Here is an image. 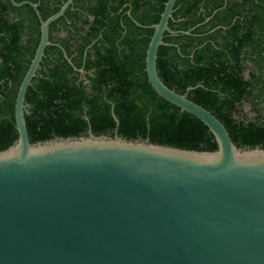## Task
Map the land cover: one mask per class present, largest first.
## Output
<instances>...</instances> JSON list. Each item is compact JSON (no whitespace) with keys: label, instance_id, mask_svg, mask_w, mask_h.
<instances>
[{"label":"water","instance_id":"1","mask_svg":"<svg viewBox=\"0 0 264 264\" xmlns=\"http://www.w3.org/2000/svg\"><path fill=\"white\" fill-rule=\"evenodd\" d=\"M176 2L151 26L146 72L160 97L210 129L216 151L91 131L33 143L26 94L50 26L73 0L46 20L36 4L13 0L34 8L41 38L16 98L18 139L0 151V264H264V148L238 147L210 110L159 75Z\"/></svg>","mask_w":264,"mask_h":264},{"label":"trees","instance_id":"2","mask_svg":"<svg viewBox=\"0 0 264 264\" xmlns=\"http://www.w3.org/2000/svg\"><path fill=\"white\" fill-rule=\"evenodd\" d=\"M24 1L38 3L46 20L67 0H15ZM167 1L75 0L52 23L51 39L57 25H68V39L59 41L68 47L70 39L76 41L75 65L83 67L86 56L84 69L94 70L90 86L78 81L69 62L68 71L47 67L44 77L33 79L25 115L33 143L85 136L90 127L97 136L218 150L210 129L160 97L149 81L151 26L160 21ZM169 25L180 33H166L167 45L158 52L164 83L210 110L238 147L264 148V0H177ZM40 38V21L31 5L0 0V151L18 139L16 98ZM245 104L255 113L253 120L241 116Z\"/></svg>","mask_w":264,"mask_h":264},{"label":"flooded vegetation","instance_id":"3","mask_svg":"<svg viewBox=\"0 0 264 264\" xmlns=\"http://www.w3.org/2000/svg\"><path fill=\"white\" fill-rule=\"evenodd\" d=\"M15 1V0H14ZM68 1V0H67ZM66 1V2H67ZM12 2H13V0H12ZM24 2H26V1H24ZM27 2H31V1H27ZM65 2V3H66ZM74 2H75V0H73V3L70 5V6H72L73 4H74ZM21 3H23V2H21ZM33 3V2H32ZM64 3V4H65ZM14 4V3H13ZM34 4H36L37 6H39V4L38 3H34ZM63 4V5H64ZM15 5V4H14ZM25 5V4H24ZM62 5V6H63ZM16 6V5H15ZM23 6V5H22ZM69 6V7H70ZM18 7H21V6H18ZM68 7V8H69ZM33 8V7H32ZM62 8V7H61ZM34 9V8H33ZM39 10V9H38ZM68 10V9H67ZM67 10H66V12H67ZM65 12V13H66ZM41 14V13H40ZM65 15V14H64ZM38 16V15H37ZM42 16V15H41ZM12 17H15V15H13L12 14ZM51 17V16H50ZM39 18V17H38ZM43 18V17H42ZM61 18V17H60ZM48 19V18H47ZM45 20V19H44ZM58 20V19H57ZM39 21H40V19H39ZM55 22V21H54ZM53 22V23H54ZM68 22V21H67ZM69 23H71V21H69ZM52 25V24H51ZM40 27H41V22H40ZM50 30H51V26H50ZM173 30V29H172ZM175 31V30H174ZM49 32H51V31H49ZM177 32V34H179L178 33V31H176ZM191 32V31H190ZM51 35V34H50ZM172 35H176V34H172ZM68 37H69V31H68V25L67 26H62V25H57L56 27H55V31H54V33L52 34V39H51V37H50V41L52 42V44L50 45V46H48L47 48H46V50L48 49V48H54V50H52V51H50L49 53H47L46 52V50H45V54H44V57H43V60H42V62H41V66H40V68H39V70H38V72H37V76L36 77H39V78H42V77H44V71H47V67H55V66H60L61 68H62V66L64 67V69L65 70H67L68 71V62L72 65V66H74L75 68V71L76 72H78V81L80 82V81H83V83L86 85V86H90V81H89V79H88V76H90V75H92V72H93V70L94 69H88V70H86V69H84V65H86V56L84 57V59L82 60V63H83V67H81V68H78L76 65H75V62L73 61V58L77 55V50H78V44H77V42L76 41H74V40H71L70 39V41H71V45H69V47H68V42H65V43H63V42H61V41H59L60 39H68ZM91 45H89V47H90ZM38 48V47H37ZM264 53V52H263ZM85 54H86V50H85ZM59 56H60V58H59ZM69 58V59H68ZM67 77H68V73H67V75H66ZM263 78H264V76H263ZM40 92V91H39ZM83 118L85 119V120H88L89 119V117L87 116V115H85V116H83ZM89 126H90V124H89ZM92 132V130H91V128L89 127L88 128V130H87V134L86 135H88V133L89 132ZM85 135V136H86ZM105 136H107V137H111L110 135H105ZM54 138H57V136L56 137H54Z\"/></svg>","mask_w":264,"mask_h":264},{"label":"rangeland","instance_id":"4","mask_svg":"<svg viewBox=\"0 0 264 264\" xmlns=\"http://www.w3.org/2000/svg\"><path fill=\"white\" fill-rule=\"evenodd\" d=\"M241 116L247 121L253 120L255 118V113L249 104H245L241 108Z\"/></svg>","mask_w":264,"mask_h":264}]
</instances>
